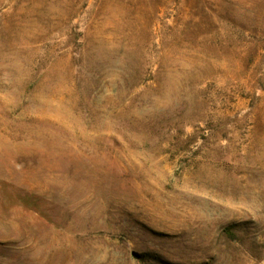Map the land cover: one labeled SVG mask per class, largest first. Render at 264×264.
<instances>
[{
  "label": "rangeland",
  "instance_id": "1",
  "mask_svg": "<svg viewBox=\"0 0 264 264\" xmlns=\"http://www.w3.org/2000/svg\"><path fill=\"white\" fill-rule=\"evenodd\" d=\"M0 264H264V0H0Z\"/></svg>",
  "mask_w": 264,
  "mask_h": 264
}]
</instances>
